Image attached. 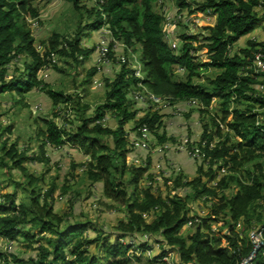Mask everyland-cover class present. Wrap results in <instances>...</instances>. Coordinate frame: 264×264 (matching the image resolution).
Here are the masks:
<instances>
[{"label":"trees","instance_id":"16d2710c","mask_svg":"<svg viewBox=\"0 0 264 264\" xmlns=\"http://www.w3.org/2000/svg\"><path fill=\"white\" fill-rule=\"evenodd\" d=\"M161 1L177 5L178 11L183 13L188 11L195 14L209 10L217 16L215 24L204 27L202 34L183 33L180 37L183 46L172 47L166 39L170 27L167 26L165 12L160 13L155 8L160 0H105L103 3L96 2L89 9L83 0H68V3L80 12L81 17L93 19L84 30L100 29L108 24L113 39L121 41L125 45L124 49L140 44L148 72L146 76L144 74L137 76L134 62L130 63V58H127V62H122L120 57L122 65L115 77L105 78L104 103L97 107L93 116L82 115V124L76 131L68 132L60 128L53 119H44L48 127L47 130L41 127L39 131L44 141L42 149L46 143L63 146L68 141L79 145L91 155L92 159L87 163L89 178L94 183H102L105 197L125 207L128 218L127 221L121 222L119 228L126 235L160 233L170 245L177 247L184 263L240 264L242 257L251 252L252 244L249 237L243 238L236 232L234 225L242 218L248 221H261L262 211L259 209L264 208V111H255L264 109V102L257 108L253 95L257 92L254 85L258 82L252 75H245L242 72L255 61L253 53L260 43L251 41L250 48H242L234 55L230 54V48L241 37L253 32L259 21L264 19L256 10L261 0L197 1L200 4L198 8H193L190 0ZM36 9L32 6L31 0H0V92L14 90L23 95L37 87L52 99L55 106L64 104L68 109L72 103H77L75 107L79 112V109L88 110L90 106L82 105L78 94H67L63 89H56L45 83L39 79L38 71L48 63L47 58L52 53L71 57L80 62V57L88 58L95 49L83 48L82 40L85 33L79 28L72 39L65 38L61 41L60 35H52L47 44L49 49L42 57L37 51L28 19L39 16ZM181 24L189 27L184 22ZM194 42H200V45L195 46ZM113 45V43L109 45L111 58L115 52ZM262 46L264 47V44ZM203 48L206 49V60L198 55V51ZM21 55L31 59V62L25 61V72L8 80L10 63ZM97 55L98 52L95 51V58ZM210 68L219 70L210 85L207 87L196 82ZM181 69H184L183 73H180ZM97 71L98 67L95 66L90 75ZM140 84L146 90L175 102L195 100L198 105L202 104L208 108L212 105L213 97L222 101L221 109L224 116L221 121L230 129L233 137H236L235 141L231 142L227 136L225 140L211 148L210 142L213 137L205 133L203 138L208 141L205 146L200 144L204 162L198 166V178L186 183L177 180L175 184L176 187L196 186L198 187L194 194L196 197L207 196L208 199L224 202L213 215L225 210L231 215L233 223L227 225L228 246L223 245L222 237L202 231L203 226L210 229L207 219L198 223L195 232L187 238L180 234L183 227L193 218L186 207L189 196L181 197L174 194L165 198L155 194L151 186L140 191L141 180L148 166L129 163L130 148L125 125L135 120L134 130L147 125L153 132L157 125L162 126V115L156 112L136 120V112L130 108L131 100L128 93L131 88ZM233 103L237 104V107L231 108ZM110 111L116 113L119 119L117 129L106 127L104 124L105 116ZM60 114L61 110L54 111L55 116ZM105 138H111L114 146L105 143ZM165 139V135L161 137L162 142ZM28 159L26 152H19L16 143L9 147L6 142L0 145V163L10 170L19 169L26 173L24 163ZM207 162L209 168L206 170ZM227 169L229 175L224 176L216 185H208L209 182H214L219 170ZM244 169L247 172L245 176L247 174L248 176L246 180H241L235 175H244ZM30 179L28 187L25 183L14 182L26 192L28 201L19 202L15 193L2 195L0 235L13 241L22 235L33 242L34 236L30 231L21 228L24 224H33L40 227L42 232L49 231L56 237H47L50 241L55 240L53 248L41 246L36 258L30 257L31 264H98L97 258L91 256L90 246L100 242L103 236L96 240L85 238L86 223L71 228L60 227L62 218L54 214L48 202L54 188L48 191L45 200L41 201V196L36 190L39 180L33 177ZM231 182L236 183L239 190L228 198L225 190L230 187ZM152 211L158 213L156 218L148 223L144 214ZM247 229L245 228L243 232ZM103 248L107 252L106 259H112L107 264H127L126 245L118 241L116 244L106 243ZM164 254L165 252L161 257ZM6 259L7 257L0 251V260L7 261ZM15 261L23 263L16 255ZM257 262L264 264L262 254Z\"/></svg>","mask_w":264,"mask_h":264},{"label":"rangeland","instance_id":"374dc122","mask_svg":"<svg viewBox=\"0 0 264 264\" xmlns=\"http://www.w3.org/2000/svg\"><path fill=\"white\" fill-rule=\"evenodd\" d=\"M197 1L204 2L206 0H190L193 8L199 7L200 4ZM83 3L89 9L96 2L94 0H83ZM31 4L39 12L38 17H28V19L37 51L40 52L42 57L46 55L49 49L47 44L52 35H60L61 41H64L65 38L72 39L79 28H82L85 33L82 40L83 48H94L98 52V48L100 49L102 44L106 42V45L107 43L109 45L114 44L115 52H113V58L108 56L107 61L101 65V69L98 68L97 73L93 75H90L91 71L95 66H98L95 51L86 59L80 57V62L71 57L52 53L47 58L48 63L38 71L39 79H42L45 83L56 89H63L67 94H78L81 104L90 106L88 110L83 111L78 108L79 112L75 107L77 103H72L68 109L64 104L55 106L52 99L37 87L23 95H19L14 90L0 92V145L6 142L7 147H9L16 143L19 152H26L29 158L24 163L27 169L26 173L19 169L10 170L9 167L0 163V201H3L2 195L7 193H15L19 202L28 201L26 192L23 191V188L16 186L14 182L25 183L28 187L30 177L37 178L39 182L36 184V190L41 196V201H44L48 191L54 188L52 194L47 198L49 207L54 214L62 218L60 227L69 226L71 228L86 223L85 238L96 240L99 236H103L100 242L97 244L95 242L90 246L91 256L97 258L98 264H107L112 260L106 259L107 252L103 247L106 243L116 244L118 241L128 247L125 257L127 264L162 262L190 264L182 261L177 247L170 245L168 240L164 238L165 236L160 233L126 235L119 228L122 221H127V211L125 207L105 197L102 183H94L90 180L87 163L92 157L79 145L68 141L63 146L46 143L44 149H42L44 141L40 137L39 131L41 127L44 130H47L48 127L44 119H53L60 128L68 132L76 131L77 127L82 124L81 116H93L97 107L104 103L105 78L113 79L115 77L122 65L120 57L130 58V61L134 62L136 67L138 66L137 70H142V75H147L148 71L145 67L142 46L139 44L124 49L125 45L121 41L113 39L108 24L100 29L84 30L86 25L93 19L87 16L81 17L80 12L75 10L73 5L68 3V0H31ZM165 6L169 11L165 10ZM263 6L264 1L261 0V3L256 7L260 17L264 16ZM155 8L160 13L167 12L171 16L172 22H175L177 16H179V13L176 12L178 7L175 4L162 5L159 3L157 5L156 3ZM186 13L184 18L179 19L178 17V20H182L181 23L189 20L190 23L187 24L189 27H184L181 23L167 25L170 29L167 31L169 33H167L166 39L172 47L179 46L181 48L183 42L180 37L183 33L186 32L189 35L202 34L204 27L214 25L217 17L209 10L207 12H196L195 14H190L188 11ZM251 41L260 43L253 54L257 55L262 52L264 49L262 46L264 44V19L259 21L253 32L241 37L230 48V54L234 55L242 48H250L249 42ZM194 44L198 46L200 42H194ZM62 46L61 44L60 47L62 48ZM198 55L206 60V49L203 48L198 51ZM260 60L263 68L260 67L258 60L255 58L252 65H249L247 70L242 71L245 75H252L258 82L254 85L257 92L253 95L255 98L253 101L257 103V108L264 102V96H262L264 95V53H260ZM25 61L30 63L31 59L21 55L10 63L11 68L8 73L10 78L8 77V80L14 75L25 72ZM183 72L180 71V73ZM218 72L219 70L210 68L196 82L208 87L212 78ZM140 89H145V87L135 86L128 93L131 100L130 108L136 112V120L154 112L162 115V126L158 127L157 125L154 132L147 126L149 129L148 139L142 136L144 141H140V144L138 141L143 127L134 130L135 120L125 125L130 148L128 153L129 163L136 166H148L141 180L140 191L151 186L155 194L165 198L171 195L174 196V194L181 197L189 196L186 207L190 217L193 218L187 226L183 227L180 234L187 238L195 232L198 223L207 219L210 229L203 226L202 231L210 232L213 234L212 236L222 237L223 245L228 246L226 236L229 235V226L227 225L233 223L231 215L228 210L213 215L215 211H219V205L224 202L220 203L216 199H208L207 196L196 197L197 195H194L198 188L196 186L176 187L175 184L177 180L186 183L198 178V166L204 162V156H199L201 155L200 148L208 141L203 138L205 133L213 137L210 142L211 148L215 147L220 141L225 140L227 136L230 137L231 142L235 141L236 137H233L230 129L221 121L222 116H224L221 109L222 101L217 97H213L212 105L208 108L202 104L198 105V103L193 105V102L186 101L182 104V102L169 99L154 103L150 96L146 100L137 101L134 92ZM149 92L153 93L151 90ZM235 106L237 107V104H231V108ZM55 110H61L60 116L54 115ZM255 111H264V109H255ZM104 122L106 127L112 129L119 127V119L116 113L112 111L106 114ZM164 135L166 139L162 142L161 137ZM104 142L114 146L111 138H105ZM43 153H45L44 157ZM208 168L209 164L207 162L205 169ZM246 173L244 169V175L236 174L235 176L241 178V180H246L248 176V174L245 176ZM229 174L228 169L227 171L219 170L214 182H209L208 185H216L224 176ZM238 190V185L231 182L230 187L225 192L227 197L230 198ZM259 210L262 211L261 221H248L242 218L234 225L236 232L241 234L243 238H248L254 228L264 227V208ZM157 213L154 211L145 213L146 222H152ZM226 222L228 223L226 224ZM21 228L30 231L34 236L33 242L22 235L14 241L0 235V251L7 257V264H31L30 257L36 258L41 246L53 248L55 240L50 241L47 237L55 238V234H51L49 231L42 232L40 227H35L33 224H24ZM245 228L248 229L243 232ZM164 252L165 254L161 257ZM15 255L18 259H22L23 263L15 261ZM3 261L5 260H0V264H6Z\"/></svg>","mask_w":264,"mask_h":264},{"label":"built area","instance_id":"2783aa9c","mask_svg":"<svg viewBox=\"0 0 264 264\" xmlns=\"http://www.w3.org/2000/svg\"><path fill=\"white\" fill-rule=\"evenodd\" d=\"M95 2H98V1H100L101 3H103L105 0H94ZM160 3L162 4V5H164V4H167V3H162V1H160ZM165 10L166 11H169V9H167L166 8V6H165ZM165 12V11H164ZM176 12H178L179 14V16H177V19H176V21L175 22H172V18H171V16H169L168 14H167V12H165V15H166V21H168V23H167V25H169V24H172V25H174L175 23H177L178 21H182V20H178V17H179V19H182V17L184 18L185 17V15L187 14L186 12L185 13H183V12H180V11H176ZM185 24H189L190 22H189V20H187V21H183ZM116 41V40H115ZM103 42H105V41H103ZM106 43V42H105ZM102 44V46H101V48L99 49L98 48V55H97V59H96V62H97V64H98V68L99 69H101V65H103L106 61H107V57L109 56V52H110V48H109V44L107 43V45L106 44ZM115 47H116V45H115ZM260 53H264V51L262 50V52H260ZM260 53L259 54H257V55H255V58L258 60V63H259V65H260V67L261 68H263V66H262V62H261V60H260ZM54 55V54H53ZM121 60H122V62H127L128 60H127V58L125 57V56H122L121 57ZM130 63H131V61H130ZM134 67H136V65H134ZM137 68V67H136ZM184 69H181V71H183ZM136 75L137 76H142L141 75V71H138V70H136ZM141 88H144L143 86H142V84H140L139 85ZM134 94H135V98H136V100L137 101H143V100H146V99H148L149 98V96L153 99V101H154V103H160L163 99L164 100H168L169 98H167V97H161V96H159V95H155L154 93H150L148 90H146V89H140V90H137V91H135L134 92ZM170 100V99H169ZM187 102H193V105H195V104H197V101H195V100H189V101H187ZM184 103V102H183ZM182 103V104H183ZM192 105V106H193ZM148 127H147V125H144L143 126V129L140 131V137H139V141H138V143L140 144V141L141 142H143L144 140H143V138H142V136L145 138L146 137V139H148ZM146 134H147V136H146ZM138 144V145H139ZM206 145V144H205ZM205 145H202V146H205ZM200 150H201V148H200ZM201 155H199V156H204V154H202V151H201V153H200ZM199 156H196V157H199ZM249 239H250V242H251V244H252V249H251V252L249 253V255H247V256H244V257H242V259H241V261H240V264H258V259H259V256L262 254L263 256H264V227L263 228H254L252 231H251V233L249 234ZM3 262H5L6 263V261H3ZM7 264V263H6ZM190 264H199V263H196V262H192V263H190Z\"/></svg>","mask_w":264,"mask_h":264},{"label":"clouds","instance_id":"9594fccd","mask_svg":"<svg viewBox=\"0 0 264 264\" xmlns=\"http://www.w3.org/2000/svg\"><path fill=\"white\" fill-rule=\"evenodd\" d=\"M161 1V0H160ZM166 3H171V2H166ZM173 4V3H172ZM179 10V8H177V11ZM138 67V66H137ZM137 69V68H136ZM141 75H142V70H141Z\"/></svg>","mask_w":264,"mask_h":264}]
</instances>
